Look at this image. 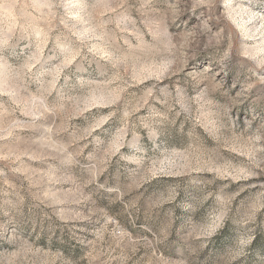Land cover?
I'll use <instances>...</instances> for the list:
<instances>
[{
	"label": "rangeland",
	"instance_id": "rangeland-1",
	"mask_svg": "<svg viewBox=\"0 0 264 264\" xmlns=\"http://www.w3.org/2000/svg\"><path fill=\"white\" fill-rule=\"evenodd\" d=\"M0 264H264V0H0Z\"/></svg>",
	"mask_w": 264,
	"mask_h": 264
}]
</instances>
